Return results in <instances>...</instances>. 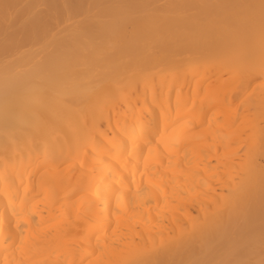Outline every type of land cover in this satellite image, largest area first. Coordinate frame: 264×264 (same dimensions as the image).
I'll return each mask as SVG.
<instances>
[{"label":"bare ground","instance_id":"obj_1","mask_svg":"<svg viewBox=\"0 0 264 264\" xmlns=\"http://www.w3.org/2000/svg\"><path fill=\"white\" fill-rule=\"evenodd\" d=\"M259 6L0 0V264H264Z\"/></svg>","mask_w":264,"mask_h":264},{"label":"snow or ice","instance_id":"obj_2","mask_svg":"<svg viewBox=\"0 0 264 264\" xmlns=\"http://www.w3.org/2000/svg\"><path fill=\"white\" fill-rule=\"evenodd\" d=\"M3 10L5 12L6 18H8V15L10 14V10L12 8L11 4L5 3L2 5ZM260 10H261V25H262V33H264V0H260ZM264 68V66H262Z\"/></svg>","mask_w":264,"mask_h":264}]
</instances>
